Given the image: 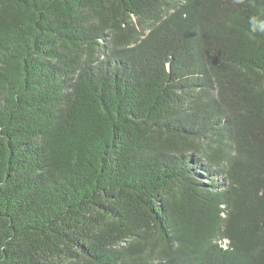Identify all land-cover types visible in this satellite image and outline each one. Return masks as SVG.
Returning a JSON list of instances; mask_svg holds the SVG:
<instances>
[{"label":"trees","instance_id":"obj_1","mask_svg":"<svg viewBox=\"0 0 264 264\" xmlns=\"http://www.w3.org/2000/svg\"><path fill=\"white\" fill-rule=\"evenodd\" d=\"M264 0H0V264H264Z\"/></svg>","mask_w":264,"mask_h":264},{"label":"clouds","instance_id":"obj_2","mask_svg":"<svg viewBox=\"0 0 264 264\" xmlns=\"http://www.w3.org/2000/svg\"><path fill=\"white\" fill-rule=\"evenodd\" d=\"M237 2H241V0H237ZM250 24H251L252 31L259 30L261 32H264V21H261L258 24L257 17L253 16L250 18Z\"/></svg>","mask_w":264,"mask_h":264}]
</instances>
